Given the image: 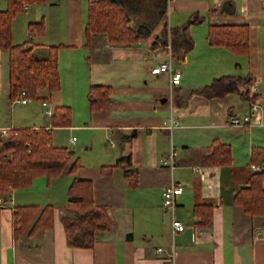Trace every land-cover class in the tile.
<instances>
[{
	"label": "crops",
	"instance_id": "0c3cea01",
	"mask_svg": "<svg viewBox=\"0 0 264 264\" xmlns=\"http://www.w3.org/2000/svg\"><path fill=\"white\" fill-rule=\"evenodd\" d=\"M90 1L45 0L27 6L25 17L17 22L23 37L13 43L30 40L36 57L46 58L50 46H64L57 49V91L40 88L25 104L10 100L8 54L0 50V129H47L54 146L76 144L71 156L82 163L71 173L51 180L37 177L29 187L13 189L9 200L1 196L5 207L0 210V264H165L170 251L174 264H264V217L248 216L232 205L235 191L254 172L252 149L264 152V125L236 128L226 124L229 116L249 109L250 102L237 94L207 99L191 93L220 76L249 75L255 79V95L264 100V0H142L144 6L140 0H122L128 25L149 30L130 46L111 45L102 34H84ZM167 6L168 22H164L162 12ZM5 8L6 0H0V10ZM211 8L226 12L211 14L189 28L193 47L180 62L172 52L181 79L170 87L167 74L153 72L166 59L167 47L172 50L169 30L180 27L190 14H206ZM39 21L45 29L30 35L28 24ZM243 24L249 26L246 54L207 43L210 25ZM92 85L112 88L110 102L97 112L88 108ZM31 103L40 104V114ZM62 105L71 108L74 122L52 127L49 117ZM170 116L179 123L172 130L163 126ZM132 131L134 136L128 138ZM72 132L81 135L80 144ZM213 140L231 148L228 168L199 159ZM171 147L177 153L172 168L161 164ZM126 155L138 172L136 187L127 185L119 168L108 176L100 172L102 166L113 165ZM74 179L91 180L95 202L107 206L114 222L111 230L97 234L90 249L69 247L61 222L67 189ZM171 184L183 187L173 211L162 206V191ZM200 204L213 206L211 225L203 230L193 227V209ZM26 205H52L53 227L34 236L15 230V207ZM173 219L185 225L182 232H172Z\"/></svg>",
	"mask_w": 264,
	"mask_h": 264
},
{
	"label": "trees",
	"instance_id": "16d2710c",
	"mask_svg": "<svg viewBox=\"0 0 264 264\" xmlns=\"http://www.w3.org/2000/svg\"><path fill=\"white\" fill-rule=\"evenodd\" d=\"M45 0H6V8L0 10V50L7 51V76L10 100H15L22 90L29 97H34L37 90L47 87L49 92L60 87L57 49L63 45L50 46L46 58H38L32 53L31 41L19 44L12 42V24L22 14L25 6H35ZM165 6V3H164ZM222 8H211L206 14H190L180 27L171 28L170 43L176 62L192 49L193 40L189 34L192 25L202 23L208 16L224 13ZM43 21L28 24L30 35L42 32ZM83 32L86 36L105 35L108 42L115 46H130L145 38L149 30L146 26L132 28L122 0H93L87 4ZM211 46L224 47L230 52L243 55L249 48V26L210 25L206 35ZM255 79L225 75L213 79L209 84L193 90L207 99L221 98L237 94L247 101H254L264 106V100L258 96L249 99V88ZM112 88L109 85H92L87 93L90 112L103 109L111 100ZM52 127L61 128L72 123V110L69 106L55 107L49 117ZM131 132L128 138L133 137ZM72 151L65 146H54L51 131L39 128H19L0 133V196L9 198L13 189L29 187L37 177L47 180L71 173L82 167L78 158H72ZM206 165L228 168L232 164L231 148L218 140H213L206 153L199 157ZM251 164H260L261 170L254 171L245 184L239 187L232 198V205L240 208L251 217H264V152L253 148ZM119 168L129 187H136L138 172L133 167L130 155L122 156L115 164L102 166L101 175L108 176L113 169ZM10 187V188H8ZM1 210V208H0ZM213 206L195 205L193 227L206 229L211 225ZM15 230L26 232L27 236L48 231L53 227V206L36 205L17 206L13 212ZM66 243L69 247L90 249L96 241L97 234L114 227L107 214V206L97 204L91 180L74 179L67 189V204L61 215Z\"/></svg>",
	"mask_w": 264,
	"mask_h": 264
},
{
	"label": "built area",
	"instance_id": "2783aa9c",
	"mask_svg": "<svg viewBox=\"0 0 264 264\" xmlns=\"http://www.w3.org/2000/svg\"><path fill=\"white\" fill-rule=\"evenodd\" d=\"M27 9V6L24 7V10ZM153 72L155 74H162L165 73L169 77V86L178 85L180 83L181 79V73L176 70L173 66V57H172V50L170 46L166 49V59L159 63L156 68H154ZM257 92L256 85H252L249 88V99H252ZM29 96L25 90H22L19 94V96L15 99L16 102L20 104H25L29 101ZM43 106H46V102H42ZM263 111V107L261 104L256 103L254 101H250L249 109L246 113L238 116L233 115L229 116L227 118V125L230 127H236V128H245L250 127L252 125H264V121L261 118V114ZM48 113V111H47ZM163 126L169 130H172L174 128H177L179 126L178 121L173 119L172 116H170L168 119L163 121ZM0 133L4 136L7 133V130L0 129ZM75 138H71V142H73ZM177 153L176 150L171 147L167 156L161 160V164L163 166H168L170 168L173 167L175 157ZM251 169L254 171L261 170V166L259 165H251ZM195 171H199V168H194ZM10 188V187H8ZM183 191V187L179 184H171L167 188H165L162 191V206L164 208L169 209L170 211H173L175 206V199L178 195H180ZM11 193V192H10ZM10 199V196L8 200ZM5 207L4 201L2 197L0 196V208L3 209ZM171 228L173 233H180L185 229V225L177 220L173 219L171 222ZM158 252H163L162 248L157 249ZM173 251L168 252L166 258H165V264H174L173 262Z\"/></svg>",
	"mask_w": 264,
	"mask_h": 264
},
{
	"label": "rangeland",
	"instance_id": "374dc122",
	"mask_svg": "<svg viewBox=\"0 0 264 264\" xmlns=\"http://www.w3.org/2000/svg\"><path fill=\"white\" fill-rule=\"evenodd\" d=\"M141 1V5L142 6H144L145 4H144V1H142V0H140ZM169 11H170V8L167 6L166 8H165V10L162 12V21H164V22H168V15H169ZM24 12V11H23ZM24 15V13H22V14H19L16 18H15V20H14V24H12L13 25V39H12V42H16V41H21L22 40V37H23V31L21 30V29H18V21L19 20H21V19H19V17L21 16V18H24L25 16H23ZM15 28V29H14ZM44 29H45V26H44ZM59 66V65H58ZM175 67V66H174ZM64 68V66H62L61 65V70ZM61 75H62V79L64 80L65 78H64V74L63 73H61ZM160 84H165V81H161L160 82ZM65 89V88H64ZM63 92V91H62ZM39 101V100H38ZM37 101V102H38ZM40 103V102H39ZM30 105H32L33 106V109L35 110V112L37 113V114H40V112H41V106H40V104H38V103H31ZM44 114V113H43ZM72 119H73V114H72ZM73 122H74V119H73ZM72 122V123H73ZM57 132H55V134H56ZM72 134L75 136V138L77 137L78 138V142H77V144L79 143H81V141H82V137H81V135H79V134H77L76 132H72ZM62 137H63V134L61 135ZM56 143V142H55ZM54 143V144H55ZM76 144H74V145H71V146H65V147H67L69 150H73V147L75 146ZM79 159V158H78ZM83 160H84V158H83ZM79 161H80V159H79ZM81 163V162H80ZM82 164V163H81ZM11 194V193H10Z\"/></svg>",
	"mask_w": 264,
	"mask_h": 264
},
{
	"label": "water",
	"instance_id": "95a60500",
	"mask_svg": "<svg viewBox=\"0 0 264 264\" xmlns=\"http://www.w3.org/2000/svg\"><path fill=\"white\" fill-rule=\"evenodd\" d=\"M164 101H165V99H162V100H161V102H164Z\"/></svg>",
	"mask_w": 264,
	"mask_h": 264
}]
</instances>
